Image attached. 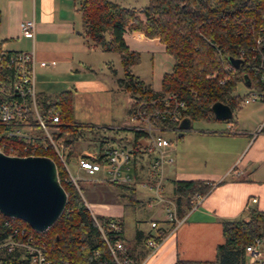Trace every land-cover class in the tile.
<instances>
[{"label":"trees","instance_id":"16d2710c","mask_svg":"<svg viewBox=\"0 0 264 264\" xmlns=\"http://www.w3.org/2000/svg\"><path fill=\"white\" fill-rule=\"evenodd\" d=\"M75 1L81 18L80 32L88 44L119 55L123 76L118 78V82L135 99L130 111L140 102L157 99L171 92L186 104L183 119L191 122L216 119L211 109L215 102L226 103L232 110L241 108L246 93L239 95L233 92L238 82L247 84L246 78H251L254 87L264 90L252 69L243 65L235 66L229 60V56L235 57L243 50L246 58L253 62L251 44L257 37H264V0H148L143 8L122 6L112 0ZM126 29L141 31L147 37H157L165 51L172 56V67L162 74L159 90L145 85L131 72V67L139 63L140 54L126 44L123 38ZM1 44L0 41V53L4 51ZM5 71L8 74L9 70ZM4 75L5 72H0L1 79H4ZM36 96L41 112L57 113L58 121L53 124L55 129L52 136L63 140L67 148L66 160L81 155L83 152L76 151L74 139L84 129H99L74 119L71 90H62L54 98L37 92ZM150 108L154 106H144L145 110ZM152 122L168 128L179 127V122L155 118H152ZM6 128L8 126L0 124V137L7 143L2 151L24 154L21 147L25 141L2 134ZM129 130L132 131L130 147L136 157L144 147L148 134L144 130ZM32 133L36 135L31 139L32 142L46 141L39 127L34 126ZM106 142V139L98 142V156ZM35 153L46 155L56 163L60 183L67 193L66 205L56 221L43 232L33 230L19 218L16 221L44 240L51 264H112V257L83 198L81 183L72 181L53 149ZM104 181L117 187V196L122 194L130 201L135 200L133 192L136 181L130 184ZM212 185L203 179L174 180L172 197L177 215L182 217L190 209L193 193L206 194ZM247 213L246 218L221 221L223 242L217 245L213 260L176 259L173 264H245V246L264 234V210L249 208ZM94 216L103 222L115 219L121 223L120 218L99 214ZM108 234L111 238L118 236L124 241L122 232L108 231ZM141 236L142 233L138 232L136 239ZM125 243L132 255V246Z\"/></svg>","mask_w":264,"mask_h":264},{"label":"crops","instance_id":"0c3cea01","mask_svg":"<svg viewBox=\"0 0 264 264\" xmlns=\"http://www.w3.org/2000/svg\"><path fill=\"white\" fill-rule=\"evenodd\" d=\"M73 2L77 10L78 5L75 0ZM70 10L71 0H0L1 46L6 51L33 50L36 92L54 98L62 90H71L75 120L109 132L123 128L129 130L132 97L130 91L119 84L120 77L111 71L112 57L109 54L112 51L89 45L80 32L81 18L77 22ZM29 18L35 21L33 35L23 34L19 29V22ZM123 38L130 49L139 52L140 60L143 49H156L165 54L167 64L160 71V79L171 69L173 58L157 37L126 29ZM133 74L145 85L160 89V80L157 87L154 86L153 70L148 78ZM123 93H126L125 100L129 105L126 107L128 120H121L113 109ZM254 108L243 111L239 119L231 118L225 123L201 128H193L191 123L189 129L179 126L176 132L172 131L177 140L173 142L168 138L172 160L165 166L162 196L173 199L174 180L203 179L213 185L203 200L186 211L182 221L173 228L164 219L163 208H159L161 221L158 227L164 233L158 248L150 253L146 244L148 236L135 237L130 242L131 246L134 243L130 252L140 264H173L176 259L213 260L217 245L223 242V219L238 218L249 208L264 210V102ZM113 123L118 124L114 126ZM148 163L147 154L137 158L133 192L136 201L132 202L138 204L144 200L154 206L160 203L155 192L142 184L148 181ZM76 169L72 175L80 180L86 179L87 173L78 166ZM94 175L104 181L100 172ZM138 193L143 194V199H139ZM251 196H256L257 200L250 202ZM127 200L115 192L108 201H86L94 215L121 219L125 242L128 239L124 236L123 215ZM260 241L259 258L264 264V234ZM249 260L246 252L245 264H256Z\"/></svg>","mask_w":264,"mask_h":264},{"label":"built area","instance_id":"2783aa9c","mask_svg":"<svg viewBox=\"0 0 264 264\" xmlns=\"http://www.w3.org/2000/svg\"><path fill=\"white\" fill-rule=\"evenodd\" d=\"M34 28L33 18L23 19L19 22V29L23 34L33 35ZM250 51L253 54V62L246 58L243 50H240L235 58L240 59L239 66L243 65L245 68L252 69L258 82L264 86V37H257L251 44ZM5 70H9L8 74ZM0 72H5L4 79H1L0 76V124L8 126L2 134L9 137L16 136L25 141L21 147L24 153L22 155H35L38 150L53 149L72 181L76 183L77 178L70 173L66 165L67 148L63 140L55 139L52 136V131L55 129L53 124L58 121L57 113L41 112L37 105L33 50L2 51L0 53ZM246 80L247 84L244 83V85L247 91L243 103L258 99L264 100V90L254 87L251 78H246ZM147 104L154 108L145 110L144 106ZM185 107L184 100L171 92H166L157 99L138 103L129 114L130 128L144 130L148 136L144 147L136 157L131 147L106 142L99 156L96 152L90 151H84L79 155L76 158L78 168L89 175L100 172L104 180L130 184L135 181L137 158L147 154L149 156L148 181H144L142 184L153 190L157 200L164 203V219L169 221L171 228L175 227L182 221L184 215L179 217L174 199L163 197L162 193L164 192L165 166L172 160L168 148L171 142L164 132H176L178 127L168 128L156 124L152 122V118L180 122ZM34 126L43 131L46 141L41 143L31 141L36 137L32 133ZM6 146L7 143L0 137V150L2 151V148ZM9 148L14 151L12 146ZM204 196L205 194L199 192L193 193L190 197V209L196 207ZM256 200V196L249 197L250 202ZM92 215L112 257V264H140L130 255L127 244L120 237L111 238L108 234V231L122 232L121 223L115 219L103 222L93 213ZM16 218L0 212V264H51L44 240L19 224ZM150 225L156 229V232L146 238V244L150 248V253H153L158 248L164 231L158 227V222L154 219L151 220ZM259 244L260 238H255L252 243L245 246V251L249 253V261L252 263H263L259 258Z\"/></svg>","mask_w":264,"mask_h":264},{"label":"rangeland","instance_id":"374dc122","mask_svg":"<svg viewBox=\"0 0 264 264\" xmlns=\"http://www.w3.org/2000/svg\"><path fill=\"white\" fill-rule=\"evenodd\" d=\"M114 2H117L118 4L122 6L127 7H136V8H143L147 5L148 0H112ZM72 13H74L75 20L80 22V16L79 12L76 10V5L71 0V10ZM150 51L143 49L141 52V60L138 64L132 66V72L135 74H139L141 77L148 78L153 70V82L154 86L157 87L160 80V71L163 67H165V59L164 55L160 52H157L156 49H150ZM112 64L110 67L112 68V73H116L117 77H121L123 75L122 66L119 60V55L116 52H110ZM167 55V54H166ZM171 58L170 56H166ZM152 88V86H151ZM247 88L244 85L243 82H238L234 93H237L239 95H242L246 93ZM131 95V93H130ZM126 93L120 94L118 97V105L113 106V109L115 111V114L117 117H120L121 120L127 119V111L126 107L129 105L125 100ZM134 101V98H132L131 103ZM263 100H254L250 101L248 103H243L241 105L240 109H234L232 116L229 118H237L242 116L243 111H245L248 108H254L258 107L260 103H263ZM258 109V108H257ZM227 119V120H229ZM83 120V119H79ZM85 121V120H84ZM226 120H219V119H213V120H207V119H201V120H194L192 121L193 128H201L204 126H212L214 123H225ZM122 123V121H121ZM120 123V124H121ZM114 126L118 123H113ZM164 135L167 136V138H170L173 142L177 140V137L172 133V131H165ZM107 139V143H113L114 145L118 146H131L132 141V131L127 130L126 128H123L119 130L118 132L116 130L113 131H105V130H95V129H84L80 135H78L74 139V145L77 152H84V151H90V152H96L98 149V142L101 139ZM114 138V140H112ZM75 157H70L66 160V165L70 171L71 174H75L77 169V161ZM104 174V173H103ZM85 176L86 179L80 180L76 179L81 185L83 186L82 189V195L85 201H108L112 198L113 194L115 192H118L117 187L114 184L106 183L105 181L99 180V178L95 175H89ZM139 199H143V194L138 193ZM141 197V198H140ZM118 198V197H117ZM160 203L151 206L148 205L146 201L141 200V202H138V204L127 200V206L125 208V212L123 215V224H124V236L128 239V242H132L136 237V234L138 232H141L143 237H147L149 235L155 234L156 230L154 227L150 225L151 218H157L154 219L158 222V225L161 221V216L158 215L159 208H163V214H164V204L163 202L159 201ZM97 215V214H96ZM100 215V214H99ZM248 216V213L245 212L242 215H240L238 218H246ZM261 244V241H260ZM259 244V248H260ZM131 245V244H130ZM134 245V243H133ZM132 245V246H133Z\"/></svg>","mask_w":264,"mask_h":264},{"label":"water","instance_id":"95a60500","mask_svg":"<svg viewBox=\"0 0 264 264\" xmlns=\"http://www.w3.org/2000/svg\"><path fill=\"white\" fill-rule=\"evenodd\" d=\"M238 66L239 58L229 56ZM216 119L227 120L232 108L223 102L211 106ZM191 121L181 119L180 128ZM67 201L54 160L46 155H16L0 150V212L25 221L38 232L47 230L59 217Z\"/></svg>","mask_w":264,"mask_h":264}]
</instances>
